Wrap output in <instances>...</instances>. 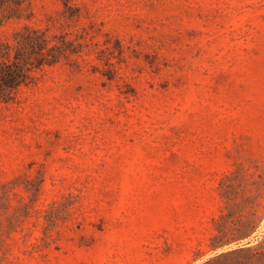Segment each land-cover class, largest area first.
I'll return each mask as SVG.
<instances>
[{"label":"rangeland","instance_id":"obj_1","mask_svg":"<svg viewBox=\"0 0 264 264\" xmlns=\"http://www.w3.org/2000/svg\"><path fill=\"white\" fill-rule=\"evenodd\" d=\"M0 264H264V0H0Z\"/></svg>","mask_w":264,"mask_h":264},{"label":"trees","instance_id":"obj_2","mask_svg":"<svg viewBox=\"0 0 264 264\" xmlns=\"http://www.w3.org/2000/svg\"><path fill=\"white\" fill-rule=\"evenodd\" d=\"M238 238H240V237H236V239L235 240H237ZM215 248V247H214Z\"/></svg>","mask_w":264,"mask_h":264}]
</instances>
